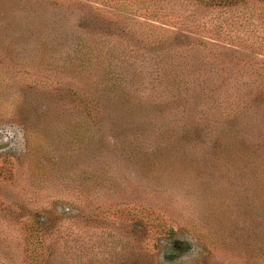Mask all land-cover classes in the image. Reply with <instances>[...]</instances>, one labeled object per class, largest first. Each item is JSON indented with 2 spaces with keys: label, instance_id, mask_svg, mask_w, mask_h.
Masks as SVG:
<instances>
[{
  "label": "rangeland",
  "instance_id": "rangeland-1",
  "mask_svg": "<svg viewBox=\"0 0 264 264\" xmlns=\"http://www.w3.org/2000/svg\"><path fill=\"white\" fill-rule=\"evenodd\" d=\"M0 264H264V0H0Z\"/></svg>",
  "mask_w": 264,
  "mask_h": 264
},
{
  "label": "trees",
  "instance_id": "trees-1",
  "mask_svg": "<svg viewBox=\"0 0 264 264\" xmlns=\"http://www.w3.org/2000/svg\"><path fill=\"white\" fill-rule=\"evenodd\" d=\"M204 1L214 5H232L238 3L239 0H204Z\"/></svg>",
  "mask_w": 264,
  "mask_h": 264
}]
</instances>
